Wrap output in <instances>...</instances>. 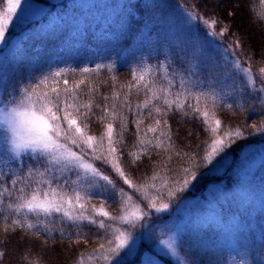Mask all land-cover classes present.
Instances as JSON below:
<instances>
[{
    "label": "snow or ice",
    "instance_id": "snow-or-ice-1",
    "mask_svg": "<svg viewBox=\"0 0 264 264\" xmlns=\"http://www.w3.org/2000/svg\"><path fill=\"white\" fill-rule=\"evenodd\" d=\"M200 3L146 0L144 28L150 33L157 24L167 25L170 50L156 65L141 57L130 69L131 80L119 89L112 76L110 93L101 92L90 77L104 68L111 71L113 64L76 68L45 63L41 49L26 43L31 35L24 36L44 9L33 0L0 4V264L17 234L27 247L22 264H40L39 257L30 256L36 242L41 249L65 242L69 247L96 245L81 251L75 264H132L137 256L139 264H162L161 256L173 257L177 264H220L216 245L229 231L225 204L245 205L238 189L251 183L246 176L237 181L236 191H213L208 205L221 210L215 216L201 219L205 209H193L194 238L179 237L180 227L171 217L189 202L185 193L219 171L238 141L264 138V44L254 71L252 54L242 59L239 34L232 33L234 39L225 45L231 25L215 12L203 15ZM260 3L264 6V0ZM234 7H240V0ZM258 19L264 21V13ZM62 20L67 27L57 14L47 35L54 36ZM217 24L222 25L219 31ZM133 92L144 99L134 104ZM218 109L260 114V119L231 127L224 125ZM177 113L178 123L200 122L205 138L195 147L187 138L181 142L179 130L169 123ZM129 115L136 139L134 150L126 152ZM192 136L189 130L187 137ZM145 158L150 174L141 172L140 179H133L126 164L140 171ZM113 204L119 205L115 214L109 211ZM260 208L264 213V202ZM142 243L148 246L143 251ZM236 243L246 249L237 264H255L256 247L264 252V228L258 242L254 233H241ZM249 255L251 261L244 258ZM260 261L264 264V258Z\"/></svg>",
    "mask_w": 264,
    "mask_h": 264
},
{
    "label": "trees",
    "instance_id": "trees-1",
    "mask_svg": "<svg viewBox=\"0 0 264 264\" xmlns=\"http://www.w3.org/2000/svg\"><path fill=\"white\" fill-rule=\"evenodd\" d=\"M38 2H46V0H35ZM184 2L191 4L194 0H167L168 3L176 4ZM4 0H0L2 4ZM146 0H63L59 4L53 5L41 19L33 21L29 27L25 28L24 36L31 35L32 39L27 40L32 48L39 47L40 58L45 63L51 61L53 66L60 67H94L96 63L113 64L111 71L108 68L101 70L99 76L93 74L90 78L100 84V91L110 93L112 91L111 77L117 78L116 87L119 89L121 84H126L131 80L130 69L135 67L141 57L151 65H156L164 61V54L170 50L168 41L165 36L169 34L167 25H155L150 33L144 28L147 21V10L144 7ZM149 2H160V0H149ZM219 7H213L214 4ZM237 0H201L198 5L199 10L205 16H211L214 12L225 23L230 24L231 28L228 34L224 36L225 45L231 43L234 39L232 33H238L241 39L243 56L252 54L253 70L258 67L256 62L260 61V49L264 44V21H260L258 16L264 13V6L260 0H240V7L235 8ZM131 5V7H129ZM207 5V7L205 6ZM62 6V7H61ZM234 11V16H229L228 12ZM57 14L68 22L65 27L64 21L59 22V30L54 36L47 33L52 32L56 26ZM47 17V18H45ZM254 17L256 18L254 21ZM221 24H217L216 30L219 31ZM146 33L141 38V33ZM39 33V35H37ZM179 35V33H178ZM172 38V37H170ZM174 39V38H172ZM160 53V54H158ZM30 55L35 53L31 52ZM150 57V58H149ZM79 75L75 79H79ZM72 79V77H70ZM106 82V83H104ZM127 91V89H125ZM144 97L136 96L133 92L132 101L138 103ZM218 115L224 125L235 127L243 121L246 125L253 122H259L260 114L240 113L233 114L230 111L218 109ZM133 118L129 115L128 132L125 133V151H132L135 142V126L131 123ZM177 113L174 118L169 120L173 130H179L181 142L187 138L195 147V144L205 138L199 121L189 122L187 119L180 121ZM149 121L145 120V124ZM193 132L192 137H187V132ZM99 134L102 129L98 127L94 129ZM246 131H251L250 127ZM199 134V135H197ZM259 135L249 137L247 140L238 141L236 146L241 147L246 142L257 140ZM127 159V156L125 157ZM153 159L158 157L153 156ZM149 161L145 158L140 165V171H135L131 165L126 164V171L132 173L133 179H140L141 172L150 174ZM115 178V177H114ZM213 178H220L213 175ZM205 178L200 184L206 183ZM119 187H124L128 191L127 186L122 181L117 180ZM216 183L220 189L231 187L233 191L237 190V186H233V182L229 178L222 179ZM239 190V189H238ZM240 191V190H239ZM188 193V192H187ZM185 193V194H187ZM184 194V196H186ZM261 202L257 203L251 197H245V205L239 207L233 204L231 208L225 204L227 209V220L224 221L229 229L224 237L222 244H217L219 249L218 258L220 264H237L246 249L240 248L236 243V237L244 233L249 235L254 233L259 241L260 230L264 228V213L261 212ZM250 205V206H249ZM248 208V211H244ZM109 211L114 214L119 211V205L113 204ZM200 218L206 219L215 216L221 210L217 206L214 210L206 209ZM209 212L208 216L206 214ZM235 216V219H233ZM197 221L192 227L183 231L180 237L187 239L195 235ZM88 231V229H85ZM95 244H80L69 247L67 242L63 245L57 243L47 249H41L38 242L32 245L30 256L32 258H40V264H75L77 257L81 251H91ZM26 245L19 241L18 234L13 237L12 243L6 249V259L3 264H22V256L26 253ZM257 258L255 264H262L261 258H264V252L256 247L255 253ZM183 255V252H181ZM246 260L251 261V256H245ZM164 264H177L176 260L168 257H161Z\"/></svg>",
    "mask_w": 264,
    "mask_h": 264
},
{
    "label": "rangeland",
    "instance_id": "rangeland-1",
    "mask_svg": "<svg viewBox=\"0 0 264 264\" xmlns=\"http://www.w3.org/2000/svg\"><path fill=\"white\" fill-rule=\"evenodd\" d=\"M62 1L63 0H46V2L43 3L33 0L35 4L44 9V12L36 19H41L44 13L52 8L53 5L59 4ZM177 3L176 1V4ZM200 31L203 33L204 28L201 27ZM228 151L230 154L227 155L219 171L213 173V175H218L220 178H213L212 175L206 178V183L202 185L199 184L195 190L190 189L188 193L185 194L186 196H184L185 201L189 202L171 217V220L180 227L179 237L183 231L192 227L197 221L196 216L193 214V209L203 207L205 210L208 208L211 210L208 201L213 199V191L215 189H220L216 181L221 182L222 179L229 178L232 180L233 186L236 187L237 181L242 180L246 176L247 180L251 183L247 185L245 190L239 189L244 194V197H251L257 203L264 201V138L259 136L257 140L246 142V144L241 147L234 145L232 149ZM246 157L247 159H245ZM176 207H180L179 202H177ZM208 214L209 212L206 216H208ZM156 239H159V233H157ZM145 247L148 246L142 243L141 251H143ZM168 258L175 260L173 257ZM139 259V256H137L132 261V264H139ZM162 264H164L163 261Z\"/></svg>",
    "mask_w": 264,
    "mask_h": 264
}]
</instances>
